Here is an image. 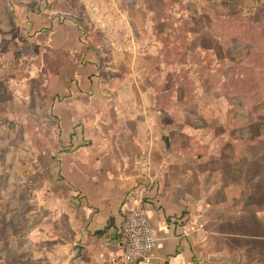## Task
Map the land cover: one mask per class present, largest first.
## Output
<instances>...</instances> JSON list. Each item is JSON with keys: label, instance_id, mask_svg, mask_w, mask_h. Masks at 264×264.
I'll return each mask as SVG.
<instances>
[{"label": "rangeland", "instance_id": "1", "mask_svg": "<svg viewBox=\"0 0 264 264\" xmlns=\"http://www.w3.org/2000/svg\"><path fill=\"white\" fill-rule=\"evenodd\" d=\"M49 1L0 0V264H114L113 242L75 244L84 202L61 156L83 175L138 159L206 189L229 176L259 264L264 0Z\"/></svg>", "mask_w": 264, "mask_h": 264}, {"label": "crops", "instance_id": "2", "mask_svg": "<svg viewBox=\"0 0 264 264\" xmlns=\"http://www.w3.org/2000/svg\"><path fill=\"white\" fill-rule=\"evenodd\" d=\"M52 9L53 7L47 10ZM66 28L68 31L65 38L73 36V31L77 32V27L72 21ZM73 130L74 128L71 132ZM107 147L109 149V146ZM64 157L67 158L61 156L60 161L53 163V167L62 169L61 173L68 176L76 187L74 195L81 192L80 197L82 196L84 202L82 212L85 222L78 227L70 225L74 236L78 235V239H82L80 243L75 242L79 249L84 246L86 252L90 253L96 244L104 241L115 244L114 256L119 253L122 247L121 231L127 199L128 196L137 194L142 198L143 209L152 221L157 236V246L151 264L253 263V260L244 255L243 247L237 245L236 231L238 223L243 221L238 217L246 214L247 209H251L248 210L249 214L252 213V201L248 202V208L243 211L238 208L242 199L250 198L251 194H246L245 191L238 193L240 183L229 180V176L225 177L220 173V181L208 185L206 189L205 184L202 187L198 183L181 178L171 181L168 177L170 167H164L160 172L156 171L155 175L148 177L143 174L148 169L147 165L144 166L138 159L130 164L134 163L131 168L135 166L139 171L124 168L116 174L111 169L112 166H108L102 173L99 169H93L90 174L83 175L80 172L83 166L79 160L70 163L67 160L66 162ZM107 157L106 163H111V157ZM74 201L78 199L74 198ZM260 215H263V212ZM260 231L259 264H264V224L260 226ZM89 258H93L94 262H101V259L105 261L100 255Z\"/></svg>", "mask_w": 264, "mask_h": 264}, {"label": "built area", "instance_id": "3", "mask_svg": "<svg viewBox=\"0 0 264 264\" xmlns=\"http://www.w3.org/2000/svg\"><path fill=\"white\" fill-rule=\"evenodd\" d=\"M121 234L122 247L113 257L114 264L152 263L157 236L152 221L143 209L142 198L137 194L128 196Z\"/></svg>", "mask_w": 264, "mask_h": 264}, {"label": "trees", "instance_id": "4", "mask_svg": "<svg viewBox=\"0 0 264 264\" xmlns=\"http://www.w3.org/2000/svg\"><path fill=\"white\" fill-rule=\"evenodd\" d=\"M53 6L51 5V2H48V6H46L47 9H51ZM57 117V116H56ZM61 133V132H60ZM75 136V129L71 132L70 134V138H71V141L72 139L74 138ZM69 150H66V152H68Z\"/></svg>", "mask_w": 264, "mask_h": 264}, {"label": "water", "instance_id": "5", "mask_svg": "<svg viewBox=\"0 0 264 264\" xmlns=\"http://www.w3.org/2000/svg\"><path fill=\"white\" fill-rule=\"evenodd\" d=\"M167 145H168V139H166Z\"/></svg>", "mask_w": 264, "mask_h": 264}]
</instances>
